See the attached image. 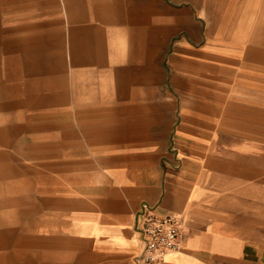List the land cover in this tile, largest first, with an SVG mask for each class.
Masks as SVG:
<instances>
[{"label":"crops","instance_id":"1","mask_svg":"<svg viewBox=\"0 0 264 264\" xmlns=\"http://www.w3.org/2000/svg\"><path fill=\"white\" fill-rule=\"evenodd\" d=\"M143 202L264 264V0H0V264H137Z\"/></svg>","mask_w":264,"mask_h":264},{"label":"built area","instance_id":"2","mask_svg":"<svg viewBox=\"0 0 264 264\" xmlns=\"http://www.w3.org/2000/svg\"><path fill=\"white\" fill-rule=\"evenodd\" d=\"M138 249L137 264H161L165 256L182 246V219L173 213H159L143 202L135 215Z\"/></svg>","mask_w":264,"mask_h":264},{"label":"rangeland","instance_id":"3","mask_svg":"<svg viewBox=\"0 0 264 264\" xmlns=\"http://www.w3.org/2000/svg\"><path fill=\"white\" fill-rule=\"evenodd\" d=\"M4 228V227H3ZM2 229V228H1ZM1 231V230H0ZM2 236H4V235H2Z\"/></svg>","mask_w":264,"mask_h":264}]
</instances>
